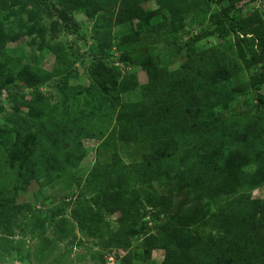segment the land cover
Segmentation results:
<instances>
[{
	"label": "rangeland",
	"instance_id": "obj_1",
	"mask_svg": "<svg viewBox=\"0 0 264 264\" xmlns=\"http://www.w3.org/2000/svg\"><path fill=\"white\" fill-rule=\"evenodd\" d=\"M127 3L142 10L143 17L117 23L118 1L105 17L98 7L87 13L65 0H0V203L9 199L20 207L9 235L3 240L0 237V264H163L164 249L152 246L150 237L155 230L149 223L150 214L163 205L159 195L171 206L166 214L169 229L177 230L173 233L182 246L189 245L185 238L198 241L201 230L197 228L213 232L210 225H193V215L218 213L223 205L220 195L202 200L193 186L172 178L185 163L190 146L180 144L175 155L158 166L138 171L142 158L152 149V138L139 133L121 141L110 133L132 121L130 105L140 99V86L147 82L146 67L162 73L184 62L185 49L179 39L182 30L190 28L184 40L198 36L194 40L197 49L217 48L237 66V78L245 90L234 93L233 105L247 106L253 116L261 118L257 124L264 139V108L251 92L255 84L264 91V50L254 40L255 34L264 39V0H125ZM58 9H65L72 23L62 20ZM154 10L156 14L151 15ZM167 19L171 33L156 35L153 24L163 25ZM235 21L245 24L252 41H241L230 29ZM117 36L122 37L120 48L110 43ZM88 50L90 55H86ZM127 51L137 63L122 67L113 58ZM88 65L115 104L88 87ZM61 69L70 72L61 89L42 85L37 93L24 84L29 73L54 75ZM227 83L229 87L236 84L234 80ZM10 86L14 87L11 93ZM16 116L31 122V129L22 137L21 148L25 149L15 145ZM253 116H239L238 128L249 124ZM54 122L64 133L52 144L46 131ZM37 139L54 152L57 163L51 161L48 178H30L22 188L13 179V161H19L16 156L21 151L28 155ZM113 151L128 166L123 186L104 180ZM225 156L227 166L236 165V154L226 152ZM119 198L130 204L122 212L108 209L110 204L116 208ZM232 199L264 201V181L240 188ZM77 207L86 213L81 227L73 213Z\"/></svg>",
	"mask_w": 264,
	"mask_h": 264
},
{
	"label": "trees",
	"instance_id": "obj_2",
	"mask_svg": "<svg viewBox=\"0 0 264 264\" xmlns=\"http://www.w3.org/2000/svg\"><path fill=\"white\" fill-rule=\"evenodd\" d=\"M74 7L90 13L98 7L108 13L109 8L118 1L116 22L132 20L134 17H143V11L130 7L125 0H65ZM121 1V2H120ZM205 3H220L224 0H201ZM110 3V4H109ZM62 20L72 23L71 16L65 9H58ZM156 10L151 12L155 15ZM75 26V24H72ZM1 28V27H0ZM155 33L158 36L170 34L172 27L167 19L165 24L154 23ZM230 29L236 32L241 41L250 42V32L243 22L235 21ZM190 28L182 30L180 47L185 49L184 62L173 71L157 72L146 67L147 82L140 86V99L130 105L132 121L123 123L110 133L112 137L128 141L141 133L144 137L152 138L150 152L142 158L138 171L153 168L178 151L179 145H187L182 167L176 168L172 178L176 182H185L193 186L201 194L202 200H209L220 195L222 208L216 214L207 216L193 215V225H210L213 232H206L204 228H197L198 241L185 238L189 243L182 246L178 234L170 232V220L166 216L171 206L163 196L155 198L163 201L149 216V223L155 230L150 237L152 246L163 248L165 252L163 264H264V201L260 200H233V194L245 186H254L264 181V139L262 128L258 123L261 119L251 113L252 109L241 105H233V95L245 90V84L237 78V66L230 62L225 54L214 47L197 49L194 40L198 36L183 37ZM254 40H259L264 50V39L258 34ZM120 48L122 37L117 36L110 42ZM90 50L86 55H90ZM111 58L112 54H108ZM122 67H129L137 63L127 51L118 58ZM59 68H57L58 70ZM65 70V68H64ZM68 70L50 72L37 71L24 76V84L33 92L41 93L42 85L48 88L61 89L66 85ZM88 87L99 96L108 98L115 104L113 95L102 89L98 84V75L93 72L92 66H86ZM234 80L236 84L229 87L227 81ZM7 90L11 93L14 87ZM86 90H89L88 88ZM258 105L264 108V91L254 85L251 89ZM66 94V93H65ZM74 96V93H71ZM219 107L220 109L216 110ZM253 116L252 121L243 128H238L239 116ZM17 133L15 145L21 148L23 134L31 129V122L27 117L16 116ZM46 131L50 142L61 140L64 128L54 122ZM26 135V134H24ZM154 140V141H153ZM226 152L237 155V163L227 166ZM18 162L13 161L12 173L14 181L25 187L30 178L37 181L48 178L52 173V162L57 163L54 152L43 148L39 139L33 141L28 155L21 151L16 156ZM47 163V166H45ZM12 165V161L9 162ZM145 166V167H144ZM43 169V173L40 169ZM128 166L118 157L116 151L104 172V180L117 185H125ZM137 170V168L135 169ZM167 173V171H164ZM216 192V193H215ZM121 199V200H120ZM113 203V202H111ZM153 200L154 206L158 205ZM116 208L122 212L126 203L122 198L115 200ZM118 204V205H117ZM167 207V209L165 208ZM128 215L127 209H125ZM20 207L9 199L0 203V237L3 240L10 233L15 224ZM79 226H83L85 211L82 207L73 209ZM176 238H175V237Z\"/></svg>",
	"mask_w": 264,
	"mask_h": 264
}]
</instances>
